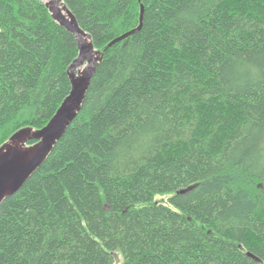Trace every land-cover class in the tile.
Listing matches in <instances>:
<instances>
[{"label": "trees", "instance_id": "trees-1", "mask_svg": "<svg viewBox=\"0 0 264 264\" xmlns=\"http://www.w3.org/2000/svg\"><path fill=\"white\" fill-rule=\"evenodd\" d=\"M64 2L102 58L0 205V264H264V0ZM78 55L44 0H0V147L51 120Z\"/></svg>", "mask_w": 264, "mask_h": 264}, {"label": "water", "instance_id": "water-1", "mask_svg": "<svg viewBox=\"0 0 264 264\" xmlns=\"http://www.w3.org/2000/svg\"><path fill=\"white\" fill-rule=\"evenodd\" d=\"M45 2L54 18L71 31L77 39L79 55L68 69L72 90L44 127L36 129L28 126L21 128L0 147V205L8 196L15 194L47 159L59 139L77 117L102 58V53L95 48L91 35L80 26L76 16L64 0ZM61 4L64 5L65 13L60 7ZM144 10L145 6L142 4L139 26L120 35L112 43L141 29ZM83 36H88L90 42L86 43ZM91 51H94L95 57ZM85 64V68L81 69ZM77 68H80L78 73ZM31 139L37 141L28 144ZM185 191H187L185 188L181 190V192Z\"/></svg>", "mask_w": 264, "mask_h": 264}, {"label": "bare ground", "instance_id": "bare-ground-1", "mask_svg": "<svg viewBox=\"0 0 264 264\" xmlns=\"http://www.w3.org/2000/svg\"><path fill=\"white\" fill-rule=\"evenodd\" d=\"M47 1L48 3H51V0H45ZM61 9L63 10V12L65 13V9H64V5L61 4L60 5ZM83 40L86 42V43H89L90 42V38L88 36H83ZM91 54L94 55V57L96 56V54L94 53V51H91Z\"/></svg>", "mask_w": 264, "mask_h": 264}, {"label": "rangeland", "instance_id": "rangeland-1", "mask_svg": "<svg viewBox=\"0 0 264 264\" xmlns=\"http://www.w3.org/2000/svg\"><path fill=\"white\" fill-rule=\"evenodd\" d=\"M85 66H86V64H85V65H83V66L81 67V69H84V68H85ZM79 69H80V68H77V73L79 72ZM162 199H164V200H165V199H166V197H162ZM117 254H120V252H118V251H117V252H116V255H117ZM118 258H119V259L116 261V263H115V264H120V262H119V261H120V256H119Z\"/></svg>", "mask_w": 264, "mask_h": 264}]
</instances>
